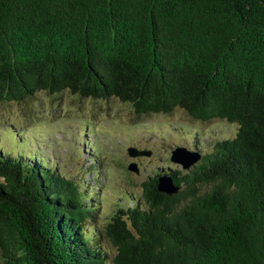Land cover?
<instances>
[{"label":"trees","instance_id":"16d2710c","mask_svg":"<svg viewBox=\"0 0 264 264\" xmlns=\"http://www.w3.org/2000/svg\"><path fill=\"white\" fill-rule=\"evenodd\" d=\"M38 91L236 131L93 236L82 189L0 150V264H106L99 237L112 264H264V0H0V102Z\"/></svg>","mask_w":264,"mask_h":264},{"label":"rangeland","instance_id":"374dc122","mask_svg":"<svg viewBox=\"0 0 264 264\" xmlns=\"http://www.w3.org/2000/svg\"><path fill=\"white\" fill-rule=\"evenodd\" d=\"M235 131V124L195 121L178 108L168 114L135 115L114 98H80L67 91H38L22 103L0 102L1 152L40 161L82 189L91 209L82 225L92 236L115 208L140 203L143 181L159 170H180L168 159L172 148L202 155ZM128 147L149 155L129 157ZM129 163L136 165L137 173L126 170ZM97 241L109 255L106 264H112L113 249L101 237Z\"/></svg>","mask_w":264,"mask_h":264},{"label":"water","instance_id":"95a60500","mask_svg":"<svg viewBox=\"0 0 264 264\" xmlns=\"http://www.w3.org/2000/svg\"><path fill=\"white\" fill-rule=\"evenodd\" d=\"M126 154L129 157L135 158L139 156L149 155L148 151L138 150L134 147L126 148ZM200 158V154L197 150H187L184 147L176 146L169 151V161L177 164L181 169H187L194 164ZM126 170L133 173H137V167L134 163H129L126 166ZM155 188L159 193L166 196L175 194L178 191V187L173 184L171 178L167 175L157 176Z\"/></svg>","mask_w":264,"mask_h":264}]
</instances>
